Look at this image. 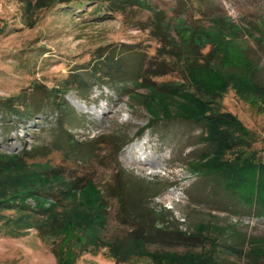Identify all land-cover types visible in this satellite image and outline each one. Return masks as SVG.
<instances>
[{"label": "rangeland", "instance_id": "374dc122", "mask_svg": "<svg viewBox=\"0 0 264 264\" xmlns=\"http://www.w3.org/2000/svg\"><path fill=\"white\" fill-rule=\"evenodd\" d=\"M143 1L147 8L142 10L93 18L84 12L89 6L86 3L68 9H45L35 6L34 0H0V97L20 93L21 98L28 102L42 98L43 94L34 88V81L50 84L58 77L66 76L70 70L85 65L99 47L98 52L114 47H132L138 53L145 49L153 53L156 39L147 29L133 26L137 18L146 17L150 8L165 11L171 22L168 32L176 41L181 38L176 29L175 13L189 22L199 21L209 26L207 16L199 14L197 4H191L189 0ZM205 5L209 6L206 11L222 12L237 25L240 48L253 63L254 81L264 92V0H206ZM115 51L119 52V49ZM124 59L130 60V54ZM156 78H176V75L172 72ZM73 87V84L69 86L63 96L79 117L70 131L77 136L101 137L102 141L94 145L96 158L85 163L67 161L59 151H52L48 155L28 159L30 168L24 175L30 180L32 176L31 181L37 182L41 181V168L57 167L63 169L66 176L81 177V186L75 191L62 190L57 195L59 200L49 197L38 203L36 196H25V202L32 208L40 204L48 212L52 209L59 217L66 218L69 226L62 232L63 238L70 237L72 233L82 234V240L89 249L98 241L126 234L135 224L130 217L132 213L123 207L117 192L125 189L134 193L139 190V185L153 184V190L147 191L146 207L159 213L154 217L159 215L161 219L168 220L157 225L173 222L181 231L198 234L197 226L201 223L199 233L207 234L208 239L217 236L220 243L236 244L241 249L245 245L264 246V215H255L253 208L228 197L214 177L199 173L192 167L198 154L206 149L205 143L199 141L201 126L176 118L172 108V118L158 119L156 125L151 123L152 116L144 101L159 108L162 102L171 106L177 98L162 101L152 96L147 87H138L128 81L112 85L113 89L100 81L86 90ZM218 102L221 110L235 114L244 125L252 143L247 152L253 151L264 158V102L257 94H243L235 88H229ZM218 105L212 106L219 108ZM34 107L36 110L32 114L21 117L0 109V156L14 155L34 143H48L57 117L56 110L45 99ZM132 144L141 145L143 150L139 152L137 146L128 150ZM155 160L160 164L150 165ZM87 178L92 180L95 188L83 186ZM101 195L106 205L104 216L98 220L97 204ZM53 202H56L54 206ZM12 211L11 208L6 210ZM85 212L88 214L83 222L81 216ZM38 216L42 217L40 221L50 220L49 214ZM170 242L179 251L187 248L200 250L194 238L184 243L175 239ZM155 246L157 243L153 242L147 245L148 249ZM257 253L260 260L264 250ZM225 258L235 264H244L246 259L231 253H227ZM0 264H55V257L46 240H41L35 228L30 226L18 236L0 232ZM74 264L114 262L107 255L106 248L101 247L98 251L84 248ZM120 264L152 263L146 258H138Z\"/></svg>", "mask_w": 264, "mask_h": 264}, {"label": "trees", "instance_id": "16d2710c", "mask_svg": "<svg viewBox=\"0 0 264 264\" xmlns=\"http://www.w3.org/2000/svg\"><path fill=\"white\" fill-rule=\"evenodd\" d=\"M189 1L191 4H197V7H194L199 14L207 16L208 27L199 21L189 22L175 13L176 29L181 38L176 41L168 32L171 22L165 11L150 8L146 17L137 18L133 26L147 29L156 39L157 45L153 53H148L146 49L138 53V50L132 47H114L109 51L98 52L99 47L95 49L97 53L91 55L85 65L70 70L66 76L58 77L50 84L34 81L35 90L53 105L57 117L48 143H34L14 155L0 156L1 233L18 236L33 226L39 238L46 240L55 257V264H74L84 248L98 251L101 247L106 248L107 255L112 258L114 264L129 263L138 258H146L152 264H235L225 258L227 253L245 257L244 264H264V256L258 260L257 252L264 250V246L260 244L253 247L245 245V248L241 249L236 244L220 243L217 236L208 239L207 234L199 233L201 223L197 226L198 234L181 231L173 222L164 226L157 225L158 222L168 220L161 219L159 215L154 217L159 213L146 207L147 191L153 190V184L139 185V190L134 193L125 189L117 192L123 207H127V211L132 213L130 217L135 225L126 234L108 237L107 241H98L89 249L82 240V234L72 233L70 237L63 238L62 232L69 226L66 218L59 217L60 215L52 209L48 212L40 204L37 208H32L25 202V196H36L38 203L49 197L59 200L57 195L61 194L62 190L75 191L82 182L79 181L81 177L66 176L63 169L57 167L41 168V181L32 182V176L31 180L27 176L24 177L30 168L27 165L28 159L45 156L52 151H59L67 161L79 160L85 163L96 158L94 145L102 141L101 137L86 134L77 136L70 131L76 126L74 122L76 123L79 117L63 97L69 86L73 84L76 90H86L94 82L100 81L101 84L112 88L116 83L128 81L138 87H147L152 96L162 101L177 98L171 102V106L162 102L159 108L144 101L152 116L151 123L156 125L158 119H169L175 115L176 118L200 125L202 130L199 141L205 143L206 149L193 161L194 170L214 177L228 197L253 208L255 215H264V158L253 151L247 152L246 149L252 143L246 135L244 125L235 114L221 110L218 105V99L229 88H235V91L243 94H257L261 102H264V92L254 81L253 63L240 48L237 25L222 12L206 11L209 8L205 5L206 0ZM82 3L89 4L84 12L93 18L106 17L107 14L133 13L135 9L147 8L143 0H34L33 4L45 9H68ZM118 49L119 52L115 51ZM129 54L131 59L125 61L124 57ZM172 72L176 78H156ZM42 98L30 99L29 102L33 105L29 106V102L24 101L20 93L0 97V109L16 117L29 115L36 110L35 105L41 104ZM213 104H217L219 108H214ZM171 108L174 115L170 114ZM85 180L84 187L95 188L90 178ZM97 191L96 189L98 195ZM98 202L96 219L99 217V220L104 216L103 208L106 205L102 195ZM55 204L56 202H53V206ZM8 208L13 211L6 212ZM43 213L49 214V221H40L42 217L39 218L38 214L41 216ZM87 214H82L83 222L87 219ZM91 219L93 221V218ZM189 238L196 240L200 250L187 248L179 251L172 247L173 242H170L175 239L184 243L188 242ZM240 241L244 242L243 239ZM150 242L157 243V246L148 249ZM165 244L168 246H162Z\"/></svg>", "mask_w": 264, "mask_h": 264}, {"label": "bare ground", "instance_id": "6f19581e", "mask_svg": "<svg viewBox=\"0 0 264 264\" xmlns=\"http://www.w3.org/2000/svg\"><path fill=\"white\" fill-rule=\"evenodd\" d=\"M132 146H137V150L139 151V152H141L142 150H143V147L141 146V145H137V144H132L129 148H128V150H131V149H133V147ZM158 164H160L159 163V161H157V160H155L153 163H150V165H152V166H157Z\"/></svg>", "mask_w": 264, "mask_h": 264}]
</instances>
